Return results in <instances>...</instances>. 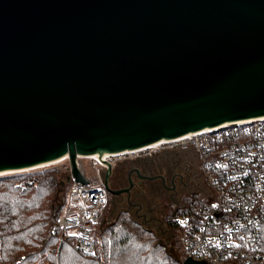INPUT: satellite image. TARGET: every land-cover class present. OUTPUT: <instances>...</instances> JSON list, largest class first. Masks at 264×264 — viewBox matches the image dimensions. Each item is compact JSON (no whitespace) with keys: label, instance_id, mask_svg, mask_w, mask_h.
<instances>
[{"label":"water","instance_id":"water-1","mask_svg":"<svg viewBox=\"0 0 264 264\" xmlns=\"http://www.w3.org/2000/svg\"><path fill=\"white\" fill-rule=\"evenodd\" d=\"M263 116L264 0H0V174Z\"/></svg>","mask_w":264,"mask_h":264},{"label":"built area","instance_id":"built-area-1","mask_svg":"<svg viewBox=\"0 0 264 264\" xmlns=\"http://www.w3.org/2000/svg\"><path fill=\"white\" fill-rule=\"evenodd\" d=\"M156 144L134 153L166 144L190 150L209 189L178 219L184 264L187 258L201 264H264V116ZM117 156L107 159L114 162ZM86 178V183L73 179L54 224L59 242L74 237L82 251L101 260L94 232L108 191L103 180ZM1 241L0 235V250Z\"/></svg>","mask_w":264,"mask_h":264},{"label":"trees","instance_id":"trees-1","mask_svg":"<svg viewBox=\"0 0 264 264\" xmlns=\"http://www.w3.org/2000/svg\"><path fill=\"white\" fill-rule=\"evenodd\" d=\"M60 173V168L51 166L0 174V264H101L104 259L105 264H184L178 219L200 197H192L167 219L177 233L173 249L125 211L110 223L102 221L100 260L82 251L74 237L59 242L54 220L66 203L69 188Z\"/></svg>","mask_w":264,"mask_h":264},{"label":"flooded vegetation","instance_id":"flooded-vegetation-1","mask_svg":"<svg viewBox=\"0 0 264 264\" xmlns=\"http://www.w3.org/2000/svg\"><path fill=\"white\" fill-rule=\"evenodd\" d=\"M113 158L116 163L106 158L96 159L104 172V184H109V189L106 187L109 202L118 209L117 212L125 211L147 224L158 214L159 205H162V211L165 204L168 206L166 213L160 211L168 219L192 197H202L209 190L200 164L192 153L186 158L179 156V160L169 157Z\"/></svg>","mask_w":264,"mask_h":264},{"label":"rangeland","instance_id":"rangeland-1","mask_svg":"<svg viewBox=\"0 0 264 264\" xmlns=\"http://www.w3.org/2000/svg\"><path fill=\"white\" fill-rule=\"evenodd\" d=\"M190 153H192V152H190V150H182L179 147H176V146L172 147L171 145L166 144V145H163V147H161L160 149H153V150L145 149V150L135 152V153L134 152L126 153L124 155H120L117 157L122 156V157L133 158V159L137 158V157H152L155 159H162V158L169 157L171 159L176 158V160H179L180 159L179 156L183 155L186 158V157L190 156ZM191 158H193V157L191 156ZM195 158H196V156H195ZM77 161L81 166L80 169L83 172L84 176L91 178V179L103 180L102 178L104 177L103 176L104 172H102L100 169V167H101L99 164L100 162L97 161L95 158H87V157H79L78 156ZM114 162L116 163L117 161L114 160ZM51 166H56V167L60 168L61 177L66 179V183L68 182L69 186H70L74 178H72L70 181H68V177L71 174L69 159L66 158V159L60 160L58 162L46 165V166H41L40 168H37V169H43L45 167H51ZM37 169H33V170H37ZM158 207L162 208V205H159ZM163 207H164L163 210L166 213L168 211V206L165 204ZM160 209H159L158 214L155 215V218L148 224L145 222H142L141 220H138V219H136V220H138L139 222L141 221V223H143L145 226L154 230L156 232L157 236L159 237L160 241L167 244V245L169 244V246H172V249H173L174 248L173 246H175L178 242L177 233L172 229L170 230V228H169L170 226L168 225L165 213L161 214V212H164V211H162ZM117 210L118 209H114L113 204L110 203L109 199H108L107 205L104 207L103 214L101 216V220L99 221L98 227L96 229L97 239H98V243H99V248H98V255L99 256H101V253L103 254V250L101 247V235H100L101 222L104 221V223H110L112 220L115 219L117 214L120 212V211L117 212ZM131 216L134 218L133 215H131ZM168 217H170V215ZM100 247H101V251H100ZM103 259H104V257H103ZM100 263L105 264L106 259H104L103 261H100Z\"/></svg>","mask_w":264,"mask_h":264},{"label":"bare ground","instance_id":"bare-ground-1","mask_svg":"<svg viewBox=\"0 0 264 264\" xmlns=\"http://www.w3.org/2000/svg\"><path fill=\"white\" fill-rule=\"evenodd\" d=\"M242 121H244V120H242ZM229 123H231V122H229ZM225 124H228V123H225ZM212 128H215V127H210V128H206V129H212ZM205 130V129H204ZM160 143L161 142H165V140H161V141H159ZM159 142H156V143H159ZM156 143H154V144H152V145H157ZM151 146V145H150ZM146 147H149V146H146ZM145 147H143V148H139V149H144ZM136 150H138V149H134V150H128V151H125V152H118V153H111V152H105L104 154H103V156L101 157L98 153H95V154H90V155H82V154H79L78 156L79 157H87V158H95V159H97V160H99V158L100 159H103V158H108L107 156H109V155H121V154H123V153H128V152H134V151H136ZM66 158H68V156L67 155H65V156H63L62 158H60V159H58V160H56V161H54L53 163H55V162H58V161H60V160H63V159H66ZM79 164V163H78ZM43 166V165H42ZM79 166H80V164H79ZM81 167V166H80ZM28 170H30V169H28ZM3 173V172H2ZM4 173H9V172H4ZM10 173H11V171H10Z\"/></svg>","mask_w":264,"mask_h":264}]
</instances>
